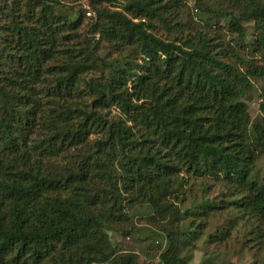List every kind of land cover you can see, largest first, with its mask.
Masks as SVG:
<instances>
[{"label":"trees","instance_id":"trees-1","mask_svg":"<svg viewBox=\"0 0 264 264\" xmlns=\"http://www.w3.org/2000/svg\"><path fill=\"white\" fill-rule=\"evenodd\" d=\"M86 2L93 19L75 41L80 10L0 0V264H144L110 242L137 233L121 229L133 218L166 233L158 264H191L183 252L221 208L187 195L207 180L254 220L264 250V100L254 124L245 101L264 64L239 55L245 23L263 47L264 0H197L205 32L179 23V0Z\"/></svg>","mask_w":264,"mask_h":264},{"label":"rangeland","instance_id":"rangeland-1","mask_svg":"<svg viewBox=\"0 0 264 264\" xmlns=\"http://www.w3.org/2000/svg\"><path fill=\"white\" fill-rule=\"evenodd\" d=\"M181 9L178 11L177 19L179 23L185 21H193L196 30L204 31V21L209 19V16L199 9L194 7L197 0H179ZM63 5L68 8L78 9L84 15V24L75 36V41L83 40V35L88 30V25L93 19V12L88 7L86 0H60ZM110 5V4H109ZM107 7V5H105ZM120 10L119 8H117ZM61 13L64 10L61 9ZM225 21L222 20L219 26L222 27ZM150 31L163 38H172L179 35L176 29L170 31L163 28L159 23ZM246 28V37L240 41L243 45L239 51L241 60L252 65L264 64V40L262 48H256L252 45V39L256 32L253 29L252 23L243 24ZM193 33V31H190ZM205 32V31H204ZM226 41L235 44L238 40L236 35L225 33ZM107 46L104 44L100 50L102 56L108 54ZM106 65H117V56L112 54L109 59H106ZM123 63L124 60L119 61ZM244 71L245 69L242 68ZM252 87L245 98L248 106L249 115L252 119V124L262 121V113L259 110L260 104L264 100V82L259 79H254ZM257 176L264 179V154L259 158L255 165ZM207 191L203 190L200 181L189 182L187 195L192 199L199 200L200 198L209 199L217 204H220V209L210 213L211 215L205 218L206 227L201 231L199 240L193 242L192 248L183 252V256H190L191 264H264V250L261 249L260 239L255 238L257 229L254 220L249 215L238 213L236 210L224 208L222 201L228 200V196L221 191V187L212 180H207ZM138 227L135 234L122 237L117 232H109L110 242L117 253H134L137 255L140 263L158 264V255L165 247L166 233L159 232L146 219L133 218L130 222L121 226L122 231H128L130 227ZM159 228L170 231V225L160 223ZM226 234L224 240H217L222 235ZM209 235H215L216 238H209ZM221 235V236H220ZM146 238V239H145ZM145 239V240H143ZM143 240V241H142ZM208 241V242H205Z\"/></svg>","mask_w":264,"mask_h":264}]
</instances>
